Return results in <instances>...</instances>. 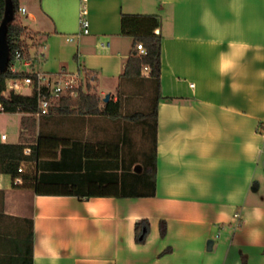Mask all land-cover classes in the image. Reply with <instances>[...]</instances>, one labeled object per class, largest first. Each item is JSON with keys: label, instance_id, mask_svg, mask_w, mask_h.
<instances>
[{"label": "crops", "instance_id": "0c3cea01", "mask_svg": "<svg viewBox=\"0 0 264 264\" xmlns=\"http://www.w3.org/2000/svg\"><path fill=\"white\" fill-rule=\"evenodd\" d=\"M31 1L34 11L20 0L33 23H22L31 34L23 37L29 56L13 71L56 81L87 79L91 70L95 91L120 99L124 112L122 85L141 79L121 78L133 47V38L122 34V14L160 16L157 190L144 197L39 194L31 181L15 183L0 159V264H264V0ZM82 4L89 33L81 31ZM19 113L21 143L45 133L83 147L116 152L119 146L120 162L129 155L123 146L141 157L128 122L33 114L32 142L27 126L33 123ZM2 133L0 143L9 142ZM60 149L53 157L43 153L41 167L25 162L26 170L83 180L81 190L115 177L101 169L57 176L51 162L61 159ZM141 219L151 225L144 243L136 241Z\"/></svg>", "mask_w": 264, "mask_h": 264}, {"label": "trees", "instance_id": "16d2710c", "mask_svg": "<svg viewBox=\"0 0 264 264\" xmlns=\"http://www.w3.org/2000/svg\"><path fill=\"white\" fill-rule=\"evenodd\" d=\"M19 10L20 0H0V24L5 17L11 18L8 23L7 35L11 50L10 62L6 71H0V112H22L33 115L38 109L36 92L26 95L11 91L8 96L4 94L10 79L24 78L26 76L37 79L36 73L14 72L11 69V64L15 61L17 51L21 52L23 58L29 56L26 40L23 38L27 27L18 21L17 13ZM160 22L161 19L158 14L124 13L121 18L122 34L133 38L131 55L126 62L121 78L125 80L145 79V77H142V69L145 65L149 66L150 70L147 73L146 80L150 81L152 86H154L153 104L149 110L124 112L121 100H114L112 97L102 106L100 95L97 92H91V88H93L92 81L95 79L94 72L86 70L87 88L89 90L85 91L83 87H80L77 97L61 96L56 110H53V106L50 112L45 115L50 116L54 111L62 115H105L114 120L121 119L128 123L142 124L146 128L147 135H152L153 147L151 152H144L141 157H138L132 152L130 146L128 149L123 146L124 153L128 151L129 155L128 157L124 155L120 162L118 159L119 146L116 147V153L113 149H105L104 146L97 148L86 143L83 147L82 142L78 140H71L72 144H69L68 138L40 133L36 142L32 144L21 142L0 143V159L2 160L4 171L11 174L14 178L21 177L23 183L31 181L33 189L39 194L77 195L80 197H144L155 195L157 190V108L159 102L164 98L161 94L162 35L156 32V29L160 27ZM139 43H142L145 47V54L139 52L137 48ZM166 99L173 100L174 98ZM127 141L125 140V142ZM26 147L31 148L29 154L25 153ZM60 147L61 159L52 160L51 162L52 169L64 173H58L57 176H74L79 173L87 177L94 175L97 169H101L103 170L101 173L115 177L108 179L107 184H101L99 188L81 190L80 186L85 182L83 180L69 179L67 182L62 179L63 177H49L50 174L45 171L40 174L28 170L19 172L18 168L22 162L34 163L41 167L43 165L39 160L41 155L46 153L49 157H53L58 153ZM75 153L81 154V159L69 161L67 156ZM111 183H115V187L114 185L111 187L109 185ZM150 228L151 225L148 219H141L136 222L135 232L138 243L146 241ZM165 232L166 224L162 222V235ZM29 264H33L32 261Z\"/></svg>", "mask_w": 264, "mask_h": 264}, {"label": "rangeland", "instance_id": "374dc122", "mask_svg": "<svg viewBox=\"0 0 264 264\" xmlns=\"http://www.w3.org/2000/svg\"><path fill=\"white\" fill-rule=\"evenodd\" d=\"M21 3L26 4L29 11H34L35 5L32 3L31 0H21ZM18 21L33 26V23L28 19V16L26 13H22L19 11L17 13ZM30 34L29 31H26L23 37H28ZM145 71V70H144ZM147 73V72H146ZM143 69H142V75H143ZM145 79H141L139 81H130L126 82L122 85L121 90L123 93L126 94V96H123L124 100V107L126 112H132L135 110H144L147 111L149 107L153 104V87L150 81L146 80V76H144ZM83 88L85 91H88L87 88V79H82ZM96 89L93 87L91 88V92H96ZM31 89L28 87H24L20 89V93L22 94H31ZM116 93H112V96H116ZM102 101L101 104L104 103L105 96H100ZM59 96L55 100L54 109L56 110V107L59 103ZM30 118V123H33L30 126H27L30 128V136L28 140L34 141L35 135H34V123L36 122L37 118L34 115H26ZM66 118L73 119V116H67ZM41 119V118H40ZM43 120V118H42ZM44 121V120H43ZM22 116L19 112L17 113H2L0 115V132L5 131V133L8 135L9 142H19L21 140L20 138V131L22 127ZM118 122L125 123L124 120H118ZM127 123V122H126ZM130 129L131 133L133 134V142L135 144V148L139 151V155L142 156L144 152L149 153L152 151L153 147V140L150 136L145 135L146 134V128L142 124L139 123H130ZM138 165V164H137ZM136 165V166H137ZM136 168V167H135ZM260 177V176H258ZM257 177V178H258ZM263 179V178H262ZM264 180V179H263Z\"/></svg>", "mask_w": 264, "mask_h": 264}, {"label": "built area", "instance_id": "2783aa9c", "mask_svg": "<svg viewBox=\"0 0 264 264\" xmlns=\"http://www.w3.org/2000/svg\"><path fill=\"white\" fill-rule=\"evenodd\" d=\"M87 1V0H84ZM22 13H26L27 10L25 7H20ZM89 11L87 5L82 4L80 7V26L81 31L83 33L90 32V19L88 17ZM73 40V37L69 38ZM137 48L141 54L146 53V49L142 43L137 45ZM23 59L20 51L16 52L15 61L11 64V69L15 67L16 62L21 61ZM143 69L148 73L150 68L148 65H145ZM24 87H28L31 89V94L36 92L38 96V109L35 113L38 116L47 115L51 108L55 105V100L59 96H72L77 97L79 95V88L83 87L82 79L78 75L74 76H65L61 80L52 81L44 75H38L37 79H34L31 76H26L24 78H13L10 79L7 83V90L10 91H18ZM1 138L6 140L8 135L6 133L1 134ZM31 152L30 147L25 148V153L29 154ZM19 172L26 171L25 162H22L18 168ZM21 177H15L14 182L19 183L21 181Z\"/></svg>", "mask_w": 264, "mask_h": 264}, {"label": "water", "instance_id": "95a60500", "mask_svg": "<svg viewBox=\"0 0 264 264\" xmlns=\"http://www.w3.org/2000/svg\"><path fill=\"white\" fill-rule=\"evenodd\" d=\"M11 21L10 17H5L0 24V71H6L11 56V50L8 43V23ZM159 32V30H157ZM110 94H106L104 101L107 102L110 99ZM264 164V160H263Z\"/></svg>", "mask_w": 264, "mask_h": 264}]
</instances>
